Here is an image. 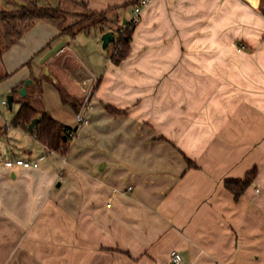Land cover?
Here are the masks:
<instances>
[{"label":"crops","instance_id":"1","mask_svg":"<svg viewBox=\"0 0 264 264\" xmlns=\"http://www.w3.org/2000/svg\"><path fill=\"white\" fill-rule=\"evenodd\" d=\"M71 1L99 12L135 0ZM58 34L39 20L3 51L0 90L31 79L32 95L49 74L75 113L94 85L88 123L65 160L10 124L29 142L0 159V264H173L172 252L179 264H264V14L243 0H154L118 64L83 60ZM15 159L36 166L4 165ZM253 167L235 199L224 180Z\"/></svg>","mask_w":264,"mask_h":264},{"label":"trees","instance_id":"2","mask_svg":"<svg viewBox=\"0 0 264 264\" xmlns=\"http://www.w3.org/2000/svg\"><path fill=\"white\" fill-rule=\"evenodd\" d=\"M135 2L136 0L125 3L121 7H128ZM75 4L77 6L76 11L63 10L59 6H40L36 3L22 5L14 10L1 11L0 20L3 27V43L0 44V57L3 53V48L11 46L37 21L43 20L59 30L58 36L67 35L69 38H74L79 32H89L91 29H95L100 34L105 31H109L113 35L118 34L116 40L112 42L113 50L109 55V59L115 64L125 59L129 52V42L135 25L131 26V23H129L122 26L125 28L124 31H121L119 27H112L107 14L119 7H109L106 10L96 12L91 11L84 2ZM53 40L49 41L36 54L49 47ZM18 89L19 87L13 88V92ZM37 91L41 93L39 86ZM13 101L14 99H12ZM18 102V109L10 124L26 130L50 150L60 154L66 153L68 151V143L71 141L70 134L76 131V126L68 127L54 119L46 110L37 109L27 95ZM106 109L110 112L119 113L117 109L109 105L106 106ZM35 117L38 118V122L32 129H28V124ZM187 162L189 165L193 164L189 160ZM256 174L257 170L253 167L242 178L224 180V188L237 199L252 184Z\"/></svg>","mask_w":264,"mask_h":264},{"label":"rangeland","instance_id":"3","mask_svg":"<svg viewBox=\"0 0 264 264\" xmlns=\"http://www.w3.org/2000/svg\"><path fill=\"white\" fill-rule=\"evenodd\" d=\"M243 1H247L254 7L258 8L260 13L264 14V0H243ZM32 3H36L37 5H40V6H53V7L59 6L63 10H67V11L77 10L76 4L72 2L71 0H0V13L1 11L14 10V9L19 8L22 5L32 4ZM132 6L133 4L129 5L128 7H125L124 9H121V11L113 10L107 14L110 20V24L112 25L113 28L119 27L121 31H124L125 28L122 27L123 24H122V20L120 16L122 13L127 16H130ZM137 24H135V26ZM117 35L118 34L114 35L115 37L114 40H116ZM100 36L101 35L98 33V31H96L95 29H91L89 32H79L78 34H76L74 38H67V40L69 41L70 48L73 51V53L77 55L78 57L82 58L83 60L86 59L85 58L86 55H87L86 57L100 56V58L103 59L104 56H108L112 52L113 50L112 42L113 41L109 43L106 48H102ZM2 43H3V27H2V22L0 20V44ZM241 45L242 43L238 42V46H241ZM6 49L7 48L5 49L3 48V51H5ZM38 61L39 59L38 60L33 59L31 66H34L35 64H37ZM39 75L40 77L43 78L38 84L41 90V95H42L41 104L45 106L49 115L58 119L59 121L63 122L66 125L77 124L75 120V113L78 111L83 100L85 99L87 90L84 88L80 103L74 113L72 106L68 102H64L61 99L63 96L64 97L67 96L65 88L62 85L57 87L50 80H47V78L49 77V74L44 75L41 72H38V76ZM32 76L36 77L35 74L33 73H32ZM2 82L3 80L1 79L0 87L2 86L1 84ZM17 93H18V90L16 92H13L11 89L0 90V159L4 158V156L10 157V156H7V152H8L10 145L12 148L13 144L17 145L18 143L22 144L24 142L26 143L29 142L28 136L26 134H21V132L18 129H14L10 125L12 117L14 116L16 110L18 109V103L16 102V100L14 99V102L11 104L10 107L8 103L6 104L2 103V100L7 102L8 95H11V94L15 95ZM31 96L38 98L40 97V93L35 90V92H33L32 95H27L30 101H31V98H30ZM31 103L33 104L34 101H31ZM69 146H70V143H68V150H69ZM12 150L14 153L17 151L15 149H12ZM66 153L64 154L58 153V154L63 160H65L64 157Z\"/></svg>","mask_w":264,"mask_h":264},{"label":"built area","instance_id":"4","mask_svg":"<svg viewBox=\"0 0 264 264\" xmlns=\"http://www.w3.org/2000/svg\"><path fill=\"white\" fill-rule=\"evenodd\" d=\"M154 0H136V2L132 6L131 10V16L130 18L126 19V22L122 24L123 26L126 24L131 23L132 25L137 24L140 19H141V13L142 11L147 8L151 2ZM93 88L94 85H91L87 92L85 99L83 100L81 106L79 107L78 111L75 113V120L77 122L76 126V131L74 133H71V141L76 137L77 129L80 126L86 125L88 123V118H87V112L90 108V103H91V98H92V93H93ZM4 104L5 101H2ZM4 165L7 167H10L12 165H20L22 167H30V166H36L35 162H30V161H25L23 159H15L13 161H5ZM171 260L173 264H179L181 258L178 252H172L171 253Z\"/></svg>","mask_w":264,"mask_h":264},{"label":"water","instance_id":"5","mask_svg":"<svg viewBox=\"0 0 264 264\" xmlns=\"http://www.w3.org/2000/svg\"><path fill=\"white\" fill-rule=\"evenodd\" d=\"M126 22V19H123V23ZM100 40H101V46L102 48H106L107 45L109 43H111L114 40V36L111 32L109 31H105L104 33L101 34L100 36ZM64 46V41H60L58 43H56L54 46H52L50 49H48L44 55L41 57V61H45L47 59H49L50 57H52L53 55H55L59 50H61V48ZM31 82V79H26L24 81L23 86H21L18 89V93L21 96H25L26 95V85L29 84ZM7 103L10 106L12 103V95H8L7 96ZM38 122V118L35 117L33 118L30 123L28 124V129H32L33 126Z\"/></svg>","mask_w":264,"mask_h":264}]
</instances>
